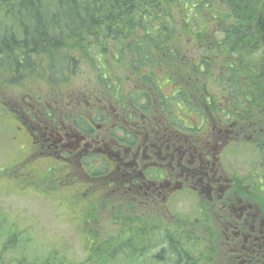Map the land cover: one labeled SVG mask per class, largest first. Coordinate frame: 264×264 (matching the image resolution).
I'll return each mask as SVG.
<instances>
[{
  "label": "trees",
  "instance_id": "obj_1",
  "mask_svg": "<svg viewBox=\"0 0 264 264\" xmlns=\"http://www.w3.org/2000/svg\"><path fill=\"white\" fill-rule=\"evenodd\" d=\"M47 5L54 8L49 14L45 10ZM46 61L55 82L72 83L73 75L89 69L96 74V78L81 81L80 86L73 85L74 91L66 92V102H86L96 98V104H99L107 99L105 92H110V98L115 99L113 88L127 86L123 93L130 95L136 110L132 120L138 121L140 115L143 116L144 135L152 128L156 130V125L161 130L160 135L195 134V128L202 127L203 122L195 124V117L190 114L188 120L178 116L176 108H180L177 106L181 101L198 108L202 106L208 117L212 114L213 120L219 121L222 127L228 129L231 125L235 128L227 130L229 132L237 131L245 124L243 132L252 134L259 121L264 123V0H0V70H10L14 81H23L37 78ZM114 66H118L122 76L114 73ZM69 76L72 77L70 81ZM211 83L225 90L223 97H228L233 106L217 97L216 91L219 90L209 88ZM165 85H169V93H166ZM254 106L257 112L252 110ZM86 118L83 113L76 118L74 125L90 132L91 128L85 129V126L90 127ZM186 128L191 129L189 134L185 133ZM212 135L221 137L217 131ZM263 147V140L255 145L258 161H264V150L259 152ZM48 162L50 182L59 177L66 189L71 186L79 188L72 195L66 194V202L73 205L75 212L72 202L77 201L76 196L87 198L94 184L92 180L99 177L95 172H88L87 179H82L80 184L73 179L82 175L74 172L76 176L73 178L71 174L77 165L68 159L53 157H49ZM119 173L114 169L115 175ZM256 176L262 174L255 171L251 174L253 182L250 180L244 184L260 185L262 181ZM106 182L108 186L114 185L112 181ZM121 190L126 194L130 192ZM125 206L129 212L118 207L112 211L116 220H124L123 225L135 216L144 217L135 207L139 205L126 203ZM80 211L85 212V222L78 220L79 231L84 232L88 240V257L83 263L92 264L95 259L106 258L110 252L105 246L107 241L114 244L123 241L124 244L118 245L120 248L112 251L110 258L116 257L121 248L130 249L133 255H137L143 243L150 242L152 233L145 234L140 222L141 228L132 229L133 234L127 232L123 239H98L99 245L95 247L99 234L93 224L99 219L86 205L78 211L82 214ZM189 218L193 225V217ZM1 224L3 228L5 224L0 221ZM195 225L190 237H198ZM2 228L0 248L4 252L10 244L12 248L17 239L12 232L1 241L4 236L1 235ZM178 234L181 237L185 232ZM180 237L166 238V255L171 257L166 258L165 263L182 264L187 251L193 254L195 246L199 245L193 241L195 246L191 248ZM14 251L7 249L3 256H9L10 264H24ZM66 251L58 246L54 248V255ZM30 264L55 263L49 258L46 263L31 261ZM64 264L74 262L64 259Z\"/></svg>",
  "mask_w": 264,
  "mask_h": 264
},
{
  "label": "rangeland",
  "instance_id": "obj_2",
  "mask_svg": "<svg viewBox=\"0 0 264 264\" xmlns=\"http://www.w3.org/2000/svg\"><path fill=\"white\" fill-rule=\"evenodd\" d=\"M53 9L48 5L45 8L48 14ZM113 71L115 74H121L118 66H114ZM72 77L74 78L72 83L55 82L49 73L47 61L40 68L37 78L23 81H14L10 70H0V221L5 224L3 228L2 224L0 226L2 228L1 235L4 234L1 241L5 240L12 232H15L17 239L14 246L10 248L12 245L10 244L7 249L15 250L17 258L23 260L24 264H30L31 261L46 263L49 258H52L55 264H64V259L72 261L74 264L83 263L88 257V240L86 234L79 231L80 226L78 224L80 219L84 224L85 212L80 211L82 214H79L78 211L82 205H86L99 219L98 223L95 224L94 222L93 224L99 234L95 240V247L99 245L98 239H123L125 233L133 234L131 230L137 227L141 228V223L143 231H146L145 234L152 233L151 238H149L150 242L143 243L142 249L137 255H133L130 249L121 248L116 257L110 258L113 256L112 251L120 248L119 246L123 244V241H118L115 244L112 241L105 242V246L110 248V252L106 258L95 259L100 262L94 260L92 264H167L165 259L171 256L166 255L168 253L166 252L168 247L166 238L180 237L178 233L182 231L185 232L181 236L183 242L186 241L191 248L195 246L193 241H197L199 244L195 246L196 250L193 254L187 251V256L181 260L182 264H250V260L247 263L248 256H251V253L255 255L256 249L259 251L264 249V233L258 237L260 243L249 240L248 236L252 232L247 231V227L254 223H258L259 228L264 230V161L256 160L259 155L258 148H255L256 143L262 140L264 142V123L261 121L257 123V133L251 137H242L241 140H238L239 137L236 139L234 137L228 138L229 140L233 138L235 143L223 149L229 143L224 137H213L209 140L200 139L201 137L207 138L214 133L215 127L222 129L220 124L213 120L212 114H209L208 117L202 106L198 108L181 101L180 105L177 106L180 108H176L177 115L188 120L190 114L191 117H195V124L203 122V126L195 128L194 137H181V139L177 137L178 140L182 142L188 139L193 144H203L205 150L212 154L209 155L212 162L214 161L213 157H219L218 171L216 172V168L211 166L213 169L203 180L207 181L208 178H212L216 179V182L226 181L228 186L224 189L221 188V184L218 186L204 184V187H197L196 184L199 181L192 179L194 189L189 188L184 192L174 194L171 191L166 192L154 205L140 203L139 206L135 207H137V211L142 212L144 217L135 216V219H129L128 224L123 225L124 220H116L112 211L118 207L129 212L125 205L126 203L131 204L127 197L130 194H126L122 190H114L117 188L116 185L108 186L106 181L110 178L104 177L97 181L94 180L96 188L89 191L87 198L81 199L76 196L75 200L77 201L72 202L76 208L74 212L73 205L66 202L68 201L66 194L69 192L72 195L79 188L71 186L66 189L59 177L54 182H50L51 184L46 182L44 178L49 173L48 160L38 161L33 165L36 159H31V157L37 152L35 147L40 146V150H46L42 149L44 148V141L40 132L42 127L49 125L45 121L47 118L44 116L47 114L44 105L49 106L52 101H57L55 107L49 110L52 111L51 114H56L57 106L61 107L62 105H59L58 101H65L66 92H73L74 90L71 88L73 85L80 86L81 81H86L89 77L96 78V74L89 69ZM72 77H68L69 81ZM120 87L122 93L127 89L125 85ZM209 88L219 90L216 91L217 97L228 106H233L228 97H223L225 93L223 88L219 89L220 87L213 85V83L209 84ZM61 91L62 93H60ZM165 91L169 93V85H165ZM63 93L65 95H62ZM52 95L55 99L50 97ZM127 95L129 96V94ZM26 98H28V102ZM48 98L51 99L46 104ZM252 110L257 112L255 106L252 107ZM259 123L261 125H258ZM229 129L230 131L235 130L231 125H228L227 130ZM185 130L189 132L191 129L186 128ZM227 130H222L221 133H226ZM93 138L95 139V137ZM141 138L144 139V137ZM74 139L72 138V140ZM222 141L225 142L224 147H220L223 143L218 144ZM193 144L186 148L193 146ZM263 150L264 147L259 152ZM196 152L193 148L192 154L194 155ZM111 158L116 159L114 156ZM205 162L208 160L203 158V161L199 162L200 167L203 164L205 168ZM255 171L262 174L263 177L256 176V179L262 183L258 186L254 184L252 187H243V183L250 181L251 174ZM171 172L173 173V171ZM180 172L179 170L176 173ZM101 173L102 176L106 174L105 172ZM245 174H247L246 177H244ZM240 177L243 179H239ZM82 179H85L83 175L73 180L80 181L81 184ZM111 179L121 181L122 176H111ZM178 180H182V178ZM200 188L203 190H199ZM228 188L231 189L229 193L226 192ZM211 189L216 190V192ZM237 193L239 196L246 195L248 197L242 198V200L236 197ZM107 199L109 203H107ZM231 200H235L233 203L235 209H230V206L225 205ZM247 206L250 208H246ZM107 207L110 208V211ZM245 209L249 211L247 217L249 223L247 224L240 217L241 210L244 212ZM129 216L134 215L129 214ZM189 217H193L192 220L196 224L195 230L198 232V237H190L194 232L191 230L194 224L190 223L191 218ZM243 225L245 226L243 229L245 235L239 231V227L243 228ZM236 226L238 227L236 228ZM86 230L87 228L85 232ZM232 232L237 233V235ZM146 239L147 237L144 240ZM255 244H258L259 247H255ZM58 246H61V249L64 247L67 251L54 255V248ZM239 246L242 247L233 250ZM50 248L53 249L51 252H49ZM7 249H4V252ZM1 250L0 248V264H10L7 259L9 256H3L4 252ZM262 253L264 254V252ZM173 257L176 259L175 256ZM257 258L260 257L257 256Z\"/></svg>",
  "mask_w": 264,
  "mask_h": 264
},
{
  "label": "flooded vegetation",
  "instance_id": "obj_3",
  "mask_svg": "<svg viewBox=\"0 0 264 264\" xmlns=\"http://www.w3.org/2000/svg\"><path fill=\"white\" fill-rule=\"evenodd\" d=\"M58 113L62 115L63 110L59 109ZM99 113L102 115V118L91 120V131L85 134H71L67 132L62 117H58V121L55 124L47 120V125H49L43 127L41 131V136L44 141V148L42 149L46 150H40L41 147L39 145V147H35L37 152L31 157V159H36L33 165L38 161L49 160V157L62 160L68 159L70 163L77 165V167L71 170L73 171V173H71L73 176H76L75 173H78L85 178V176L88 177V172L93 174L95 172V176L99 177L95 181L104 177L110 178L109 181L114 182L118 190L122 188L130 191V195L127 197L130 199V203L136 205L140 203L154 205L158 203V199L161 198V195L163 197L166 192L168 193L171 191V193L174 194L177 192H184L189 188L194 189V184L191 182L192 179L193 181H199L196 184L197 187H204V184L207 186L212 184L218 186L221 184V188L224 189L228 186L225 183L226 181L216 182V179L212 178H208L207 181L203 180L207 178L206 176L211 169L216 168L215 171H218V166L220 164L218 161L219 157H216L217 159L213 157L214 161L212 162L209 158V155L211 156L212 154L205 150L203 144H193L188 139L181 142L177 138L194 137L193 134L190 136L178 135L175 137L171 134L160 135L159 133H161V130L156 125V130L152 128L153 131H147L148 133L144 135L145 128H143V126H145V122L142 118H138L139 120L135 123L132 119L126 118L124 112L118 113L112 111ZM124 116L125 118H123ZM216 123L221 126L219 121H216ZM239 127L237 128L238 133H235V131L221 133L222 130H227L225 126L222 127L219 134L221 137L224 136L229 143L224 147L225 142L222 141L218 143L219 145L223 143L220 147H224L223 149H225L228 145L231 146V144H234L235 140L233 138L229 140L228 138L230 137H234L235 139L237 137L246 138L257 133V129L253 130L254 133L252 132V134L243 132L245 124H243L240 129ZM93 137H95V139ZM141 137H144V139ZM209 137L217 136L209 135ZM72 138L75 139L72 140ZM190 144H193V146L186 148ZM192 147L197 151L194 155L192 154ZM213 149L216 150L215 148ZM168 150H171V152H168ZM123 152L124 154H122ZM111 156H114L116 159H112ZM132 156H134V158H132ZM91 158L93 159L91 160ZM203 158L208 160V162H205V168L203 164H201V167L199 165V162H202ZM110 159L111 161H109ZM88 163H90L89 166L85 167ZM211 166L213 168H211ZM114 169L117 170L118 173H122L115 175ZM179 170L181 172L176 173ZM100 171L106 174L102 176ZM171 171H173V173ZM111 176H122V179L121 181L112 180ZM179 178H182V180H178ZM44 180L48 183L50 182L49 174ZM91 187L95 189L96 182H94ZM243 187H250L249 183H243ZM199 190H203V188ZM213 191L216 192V190ZM226 192H231V189L228 188ZM238 194L239 193H237L236 197L240 199L248 197L246 195L239 196ZM234 202L235 200H231L225 205L228 207L230 206V209H235V204L233 205ZM107 203H109V201H107ZM246 208L250 207L247 206ZM242 210L240 217L243 218L247 224L249 223L247 220L249 211L245 209L246 211L243 212ZM237 227L238 226H236V228ZM239 228V231L243 234L245 226L243 225V228H241V226ZM247 231L252 232V234L250 233L248 236L249 240L261 243L258 237L264 233V230L259 228L258 223H254L252 226L247 227ZM232 233L237 235L235 232ZM241 247L242 246L236 247L233 250H238ZM255 247L258 248L259 245L255 244ZM262 252H264L263 248L260 251L256 249L254 251L255 255L251 253V256H248L247 263L250 260V264H264V254ZM257 256L260 258L258 259Z\"/></svg>",
  "mask_w": 264,
  "mask_h": 264
},
{
  "label": "bare ground",
  "instance_id": "obj_4",
  "mask_svg": "<svg viewBox=\"0 0 264 264\" xmlns=\"http://www.w3.org/2000/svg\"><path fill=\"white\" fill-rule=\"evenodd\" d=\"M198 111V110H197ZM251 128V127H250Z\"/></svg>",
  "mask_w": 264,
  "mask_h": 264
}]
</instances>
